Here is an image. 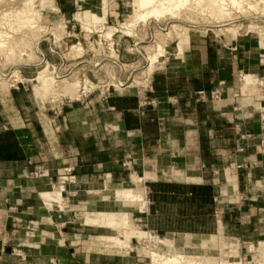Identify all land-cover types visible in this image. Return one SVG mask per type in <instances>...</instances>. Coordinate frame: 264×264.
Listing matches in <instances>:
<instances>
[{
    "label": "crops",
    "instance_id": "1",
    "mask_svg": "<svg viewBox=\"0 0 264 264\" xmlns=\"http://www.w3.org/2000/svg\"><path fill=\"white\" fill-rule=\"evenodd\" d=\"M260 57L247 36H189L143 92L33 116L0 101V264H144L103 245L118 232L83 223L119 208L99 190L135 177L151 194L136 219L147 231L179 241L222 228L264 243V108L241 85ZM67 169L71 207L49 210L40 192Z\"/></svg>",
    "mask_w": 264,
    "mask_h": 264
},
{
    "label": "rangeland",
    "instance_id": "2",
    "mask_svg": "<svg viewBox=\"0 0 264 264\" xmlns=\"http://www.w3.org/2000/svg\"><path fill=\"white\" fill-rule=\"evenodd\" d=\"M197 4L198 0H187L177 11L159 18L140 19L139 16L146 15L147 11L140 10L136 0H0V101L7 104L8 109L23 107L26 115L33 116L36 110L46 114L64 105L87 106L117 94L143 92L149 88L152 74L179 53L177 34L183 29L189 30L190 39L205 35L229 40L240 36L252 38L264 65L262 0H239L238 6L228 4L225 9L231 16L221 20L211 17L206 8H196ZM252 5L257 7L251 9ZM221 25L226 26L216 27ZM173 26L177 30L172 29ZM232 27L237 28L234 36L221 31ZM172 30L171 36L165 35ZM157 45L164 49L163 57L148 78L149 56L155 53ZM259 70L252 73L257 74L253 77L259 81L253 93L246 92L243 82L241 85L245 101L254 102L260 110L264 108V66ZM40 72L53 82L45 95L38 88ZM69 83L78 84V100L64 96L65 86ZM120 83L124 86L120 87ZM58 178L55 185L62 182ZM133 186L132 183L128 187ZM143 194L148 208L151 207L149 189L146 188ZM65 203L71 207L67 199ZM117 205L116 211H121L122 204ZM135 209H125L130 214L132 229L136 234L146 232L152 237L148 239L146 235L142 240L136 236L134 243L130 241L127 245L144 264H150V251L156 248V238L166 239L161 233L147 231L142 222L136 221L143 213ZM94 215L87 213L84 218L93 219ZM118 233L119 238L126 241V232ZM224 235L233 242L230 248L229 240H226V247L230 249L226 252L220 242L217 246V235L176 238L179 241L167 239L184 255H203L208 261L220 258L232 263L257 264L260 258L255 252H248V248H264V243L250 239L241 242L225 232ZM203 241H208L206 246L202 245ZM161 248L162 253H168L167 245H161Z\"/></svg>",
    "mask_w": 264,
    "mask_h": 264
},
{
    "label": "bare ground",
    "instance_id": "3",
    "mask_svg": "<svg viewBox=\"0 0 264 264\" xmlns=\"http://www.w3.org/2000/svg\"><path fill=\"white\" fill-rule=\"evenodd\" d=\"M104 1V0H103ZM187 2V0H136V6L140 10L147 11L146 15L139 16L140 19H146L147 17L154 16V17H160L163 16L165 13H172L173 11L179 10L184 4ZM264 2V0H262ZM231 4V6H238L239 5V0H198V4L196 8L201 7V8H206L209 10V14L211 17L216 18L217 20H221L225 18L226 16H229L230 14L226 13L225 7ZM257 6L252 5V8H255ZM104 8V7H103ZM195 8V9H196ZM105 9V8H104ZM88 14V13H87ZM85 14V15H87ZM106 14V13H105ZM104 15V14H103ZM106 16V15H105ZM231 16V15H230ZM87 17V16H86ZM90 17V15H89ZM138 17V18H139ZM104 19V18H103ZM106 20V18L104 19ZM213 20V19H212ZM225 24V23H224ZM226 25H221V26H216V27H222ZM176 26H173L172 29L175 30ZM239 29V27H238ZM177 30V28H176ZM182 32L177 34V48L179 51V54H182L184 51V48L188 45L189 42V30L188 29H183L181 30ZM222 32L227 33L228 35L234 36L237 32V28H226L224 30H221ZM173 30L165 34L166 36H171ZM263 35V33H262ZM1 45V44H0ZM75 47V46H74ZM77 47V46H76ZM73 49V48H72ZM79 49V48H78ZM153 50V49H152ZM164 49L162 46H156L155 47V53L149 56V67H148V72H146L147 77L151 75V71L153 70V67L161 62V57H163ZM45 71V70H44ZM41 73V72H40ZM15 75V74H14ZM42 74L38 77V88L41 92L44 93V95L49 92L51 89L50 87L53 86L51 85L53 82L51 79H47L46 76L44 77ZM243 86L246 90V92H251L253 93L255 89L257 88L256 85L259 82L258 80H255L253 76L251 75H245L243 78ZM53 80V79H52ZM148 80V79H146ZM52 82V83H50ZM137 83V82H135ZM262 83V82H261ZM259 83V85L261 84ZM138 84V83H137ZM264 85V84H263ZM91 86V85H90ZM124 85H121L120 87H123ZM78 84H67L65 86L64 90V96H70L71 99H77L79 96L76 94L78 92ZM64 89V88H63ZM52 94V93H51ZM55 94V93H54ZM80 94V93H79ZM82 180V179H81ZM58 185H55L54 182H52V186L48 189L42 190L40 193L42 199L45 201L46 205L49 207V210H53L54 208L61 209L62 211L65 208H69V206L66 205L65 199L63 196V192L66 191V185L68 184V179L65 177L62 178ZM75 181V180H74ZM144 181L145 178L142 177H135L132 180L133 187L129 188L128 186L125 187H120L113 189L110 187V184H106L103 189L99 190L101 191L100 193H103L104 199L108 200L112 196H114V199L116 200L117 203L122 204V210L121 211H114V212H102L94 215L95 218H84V225L87 227H103L107 228L116 232H126V241L122 240L119 238V236H106L103 237L101 240L103 241V244L106 245L107 249H110L113 251L114 249H124L128 248L127 243L132 241V239L141 238L148 235V239L151 237L149 234L146 232H138L137 234L135 233V230L132 229L131 225V218L130 214L128 213L127 210L129 207H136V209L140 210L141 213H146L149 211V208L147 206V199L144 196V191L146 190V187L144 186ZM76 182V181H75ZM92 186V185H91ZM37 189V188H36ZM102 201V200H101ZM135 209V210H136ZM102 211V210H101ZM117 212L119 214L117 215ZM137 212V211H136ZM136 228V227H135ZM146 237H144L145 239ZM216 238L219 240L217 243V246L219 242L221 243L220 246L224 252L227 250H230L228 247H226V240H229V245L230 248L232 246L230 243H233L232 240L229 239L228 236L224 235V231L221 228L219 234H217ZM140 239V240H141ZM143 240V239H142ZM157 241L156 243V248L152 249L150 251V257H151V263L150 264H239L238 263H232V262H227L224 260H212L208 261L206 260V257L203 255L200 256H195V255H184L179 252V249L172 245V241L170 239L162 240L156 238ZM208 241H203L202 245L206 246ZM176 244V243H175ZM161 245H167L168 246V253L164 254L162 253V248ZM153 246V245H152ZM130 247V246H129ZM240 249V248H239ZM219 250V249H218ZM255 252L254 254L258 255L260 260L257 262V264H264V248H248V252ZM129 252V251H128ZM229 258V256H228Z\"/></svg>",
    "mask_w": 264,
    "mask_h": 264
},
{
    "label": "built area",
    "instance_id": "4",
    "mask_svg": "<svg viewBox=\"0 0 264 264\" xmlns=\"http://www.w3.org/2000/svg\"><path fill=\"white\" fill-rule=\"evenodd\" d=\"M262 145L264 146V140H262ZM264 152V151H263ZM71 170L70 169H67L66 170V174H64L63 176L59 177L58 180L61 181L62 177H65L66 179H68V183H72L73 182V177L71 176ZM147 188V187H146ZM65 193V192H64ZM63 193V195H64Z\"/></svg>",
    "mask_w": 264,
    "mask_h": 264
}]
</instances>
